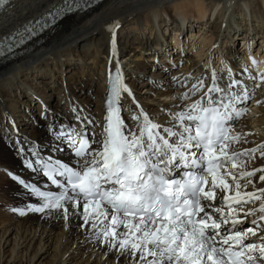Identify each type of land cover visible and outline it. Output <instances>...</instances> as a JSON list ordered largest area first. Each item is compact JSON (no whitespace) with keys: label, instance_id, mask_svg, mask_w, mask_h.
I'll return each instance as SVG.
<instances>
[{"label":"snow or ice","instance_id":"6c2138e0","mask_svg":"<svg viewBox=\"0 0 264 264\" xmlns=\"http://www.w3.org/2000/svg\"><path fill=\"white\" fill-rule=\"evenodd\" d=\"M9 3L0 0V9L7 10ZM79 7L80 0H64L48 17L54 21ZM37 24L45 27L47 21ZM118 27L116 22L108 28L113 44ZM24 32L35 34L26 26L0 37V56L24 44ZM227 72L225 78L213 70L209 86L197 78L181 100L199 98L176 105L161 124L135 100L117 68L102 131H60L71 143L76 164L43 165L56 191L15 177L38 202L12 211L81 218L80 226L93 230L91 239L134 264H264V236L258 235L264 232V187H257L264 183V167L249 168L255 159H264V143L233 147L247 143L249 133H237L234 121L247 112L238 105L253 97L242 79ZM259 78L264 83V73ZM122 93L135 105L132 125L121 115ZM217 190L222 193L218 203Z\"/></svg>","mask_w":264,"mask_h":264},{"label":"bare ground","instance_id":"6f19581e","mask_svg":"<svg viewBox=\"0 0 264 264\" xmlns=\"http://www.w3.org/2000/svg\"><path fill=\"white\" fill-rule=\"evenodd\" d=\"M56 1L16 0L7 10L0 13V36L37 16ZM227 1L105 0L94 8L67 15L59 20L49 33L32 42L24 51L11 55L8 60L0 63V180L4 181V176L6 178L9 174L10 177L22 174L15 152L21 151L26 159L33 162L40 156L59 154L67 157L62 149L63 142L57 135L61 131L60 127L69 126L67 120H71L72 113L73 119L85 114L84 117H79V120L88 125L93 124L92 117L99 118L101 127L106 88L103 75L116 65L124 67L130 75L128 80L132 79V65L142 70L150 69L149 64L154 62L162 65L163 70L159 68L160 74H157L160 77L148 82L146 86L143 83V90L134 92L133 88L138 85L136 86L134 81L129 83L132 93L140 101H143V98H139L140 95L151 99L150 95H147L152 89L149 87L159 85L162 90L158 91L156 98L146 104L145 109L150 117H154L161 124L169 119L171 112L177 110L176 105L187 104L179 97L172 99L174 92L181 89H176L177 85L190 78L188 86L181 89L179 95L188 91L191 85L197 82V78L210 80L208 70L211 62L218 64V61H224L225 54L228 55L229 63L231 60L228 58L233 59L237 73L247 69L248 76L256 77L255 80H248L249 77L246 76L247 83L259 82V65H264V0H230L233 8L225 20L224 8ZM245 3L248 8L243 15L241 8H244ZM116 22L119 27L116 29V42L113 44L112 33L108 28ZM256 38H260L258 47ZM247 42L255 44L256 51L249 57L245 53ZM182 53L188 55L186 59L181 60ZM142 59L147 63L144 64ZM253 59L257 61L256 65L252 64ZM184 60L187 65L181 66L182 72L177 76L181 80L174 81V78H170L165 72L166 67ZM78 61H84L87 65L76 73L72 71L75 67H72ZM222 61L218 64L219 69L216 72L225 77L227 72H220ZM228 67L233 74V67ZM192 68H195V71L190 75ZM38 76H46L50 82L44 84L43 88L62 93L67 104L65 113H62L55 109L58 106L52 105L51 101H45L44 104L40 101L38 117L49 116L52 120L47 125V131L41 128L43 122L39 118L40 124L35 125L36 127L30 126L33 130L31 139H28L25 133L17 134V127L22 124L21 118L26 114L18 115L20 107L12 103L7 104L1 93L14 86L19 87L24 93L23 97L28 98L26 104L23 103L28 108L32 99H40L38 95L35 96L36 93H30L28 90L29 81L38 79ZM26 79L29 81H25ZM90 82L97 91L95 108L88 105L87 102L92 103L90 98H83L85 101L79 99L76 94V89L83 91L86 88L82 85L90 87ZM261 87L264 88V83L260 89ZM196 97L190 98L189 102ZM261 99L264 102V94ZM70 101L72 112L68 108ZM124 109V115L130 119L132 125L130 113L133 114L131 109L134 107L125 104ZM259 112L261 117L256 118V122L253 117L247 116L240 121V126L235 131L249 135L246 136L247 143L242 140L240 144L233 145L235 149L254 148L264 143V106L258 108L257 113ZM87 113L92 117H88ZM100 127L93 132L99 134ZM65 129L70 130L67 127ZM259 167H264V159L257 158L249 165V168ZM27 175L29 179H35L33 173L29 172ZM259 175L260 173H257L254 180L258 181ZM4 184L0 185V198L3 201L6 199V206L9 207L5 206V211H0V225L3 226L0 228V264H134L130 257H118L114 250H109L103 243L91 239L93 230L90 227H81V218L72 216L65 220L55 213L48 215L47 210L45 213L26 212L23 216L12 211L13 208H25L26 205L38 201L13 181L8 179ZM257 187H264V183H258ZM248 191H252L251 186ZM221 195L218 190L217 203ZM80 211H83L82 207ZM252 218L250 216L248 220ZM245 224L248 225L247 221ZM262 233L258 235L261 236ZM36 241L38 244L34 247ZM48 257H52L51 262L44 263Z\"/></svg>","mask_w":264,"mask_h":264},{"label":"rangeland","instance_id":"374dc122","mask_svg":"<svg viewBox=\"0 0 264 264\" xmlns=\"http://www.w3.org/2000/svg\"><path fill=\"white\" fill-rule=\"evenodd\" d=\"M259 41H260V38H256V40H255V42H257V47L259 46ZM240 45V44H239ZM135 46H138V45H135ZM134 46V47H135ZM242 47V46H241ZM241 47H239L238 46V48H241ZM185 54L186 53H182L181 55V57H180V55H179V57L181 58V60H183V59H186L187 58V56H185ZM220 54H222V51L220 52ZM145 59V58H144ZM142 62H144V64H146L145 63V61L142 59ZM181 63V65H179ZM180 63H178V61L176 62V64H173V65H169L168 67L170 68V69H168V67H166V70L167 71H165L166 73H167V75L168 76H170V78H174L173 80L174 81H177V80H179L180 79V77H177L182 71V69H181V66L182 67H186L185 65H187V62H185V60L184 61H180ZM87 65V63L86 62H80V61H78L77 63H76V65H74L72 68H74L72 71H75L76 73L77 72H80V71H82L84 68H85V66ZM154 65V66H153ZM147 66V65H146ZM149 67H150V69H147V70H142V69H139V68H137V67H134V65H132L131 66V75H132V79H130L129 80V82H132V81H134L135 83H136V86L138 85V86H140V85H142L143 86V83H144V85L146 86V84L148 83V80H150L151 78H153V77H157V78H159L160 77V75H157V74H160V69L162 68V65H160L158 62H154L153 64H149ZM78 68V69H77ZM159 69V71L158 70H156V69ZM217 68V70L219 69V67L217 66L216 67ZM193 69V68H192ZM152 70V71H151ZM163 69H161V71H162ZM188 70V69H187ZM154 71V72H153ZM195 71V68L193 69V70H191L190 71V75H193L194 72ZM143 72V73H142ZM142 74V75H140V74ZM163 74H164V72H162ZM196 73V72H195ZM208 73H209V75H210V71L208 70ZM154 74H156L155 76H154ZM154 79V78H153ZM181 80V79H180ZM25 81H29L28 79H26ZM38 81H40V82H38ZM189 81H190V78H188L187 80H186V82L184 81V83H185V85L184 86H181V85H177V87H176V89H179V88H181V89H186L185 87L186 86H188L187 84L189 83ZM50 82V80L49 79H47V77L46 76H42V77H40V76H38V79H36V80H31V81H29V91H30V93H36L37 95H38V97H40V99H32V101H31V106L30 107H26L25 106V104H26V102L25 101H27L28 100V98L27 97H23V91L21 92V90L19 89V87H11L10 89H8V90H6V91H4L3 92V94L1 93V96H3V98L5 99V102H7V104L8 103H12V104H16V105H18V107H20V108H18V110L20 111V112H18L17 114L19 115V114H26V116H23L22 118H21V120H22V124H21V127H17V129H18V131L17 132H19V133H17V134H21V133H25L26 135H28V139H29V137L32 135V128L30 127V126H35V125H37L38 123L40 124V122H39V118L40 119H42V122H43V124H42V126H41V128L42 129H44V130H47L48 129V126H47V124H49V119H50V117L49 116H46V117H38V113H39V111L37 110L38 109V107H39V105H40V101H41V103L42 104H44L45 103V101L47 102V103H50V101H51V104L52 105H56V106H58V108H55L56 110H60V111H62V113H65V109H66V101H65V96H62V93H60V92H58L57 90H52V89H50V88H43V85L44 84H47V83H49ZM61 82V81H60ZM33 83V84H32ZM90 83H92V82H90ZM21 86V85H20ZM51 86H53V85H51ZM82 87L83 88H86V89H84L83 91H80L79 89L80 88H78V89H76V94L79 96V99H82V100H85V99H83V98H90L91 99V104L89 103V102H87L88 103V105L89 106H91L92 108H95L96 107V101H97V91H96V88L94 87V84L92 83L91 84V86L90 87H87V86H85V85H82ZM152 88V89H151ZM149 89H151V90H149V91H152L151 93L154 95V96H158L157 95V93H158V90H161V88H159V87H157V89L156 88H154L153 86H150L149 87ZM180 89V90H181ZM140 90V89H139ZM180 90H178V92H180ZM33 91V92H32ZM63 91V90H62ZM146 91V90H145ZM178 92H177V90L174 92V94H175V96H177L178 95ZM145 93V92H144ZM143 95V94H142ZM182 94H179L178 96H177V98H175L174 100H176V99H179L178 97H180ZM174 96V97H175ZM262 96V95H261ZM44 97V98H43ZM12 98V99H11ZM48 98H51L50 100H48ZM53 98V99H52ZM156 98V97H155ZM44 99V100H43ZM20 101V102H19ZM86 101V100H85ZM261 101V100H260ZM25 102V104H23ZM263 104V105H262ZM261 105L262 106H264V102H261ZM261 106V107H262ZM71 107V108H70ZM70 110H71V112H72V106H71V101L69 102V107H68ZM28 116V117H27ZM260 115H258V116H255V118L254 119H256V118H258ZM261 117V116H260ZM25 118H26V120H25ZM64 118V117H63ZM51 120H52V118H51ZM61 121H60V124H62V119H60ZM96 121V120H95ZM94 121V122H95ZM1 125V124H0ZM36 127V126H35ZM1 129V128H0ZM48 131V130H47ZM30 139H31V137H30ZM16 148V147H15ZM44 152V151H43ZM10 175V174H9ZM8 175V177H6L5 178V176H4V181H6V180H11V178L12 177H10ZM12 175H14V174H12ZM4 181L2 180H0V185L2 186L3 184H4ZM12 181V180H11ZM4 187H6V185L4 184L3 185ZM5 203V204H4ZM8 203H7V200L5 199V201H3L1 198H0V211L2 212L3 210L5 211V206L7 205ZM9 206H6V208H8ZM3 211V212H4ZM6 213V212H5ZM4 213V214H5ZM13 220H14V217H13ZM1 227H3L2 225H0V228ZM0 234H1V231H0ZM39 241V240H38ZM38 241H36V243L34 244V247L38 244ZM10 247H12V244H11V246ZM9 247V248H10ZM8 248V249H9ZM7 250V249H6ZM52 257H48V258H46L45 260H44V263H49V262H51L50 261V259H51Z\"/></svg>","mask_w":264,"mask_h":264}]
</instances>
